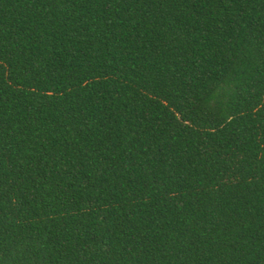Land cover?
Listing matches in <instances>:
<instances>
[{
	"label": "trees",
	"instance_id": "obj_1",
	"mask_svg": "<svg viewBox=\"0 0 264 264\" xmlns=\"http://www.w3.org/2000/svg\"><path fill=\"white\" fill-rule=\"evenodd\" d=\"M0 264H264V0H0Z\"/></svg>",
	"mask_w": 264,
	"mask_h": 264
}]
</instances>
